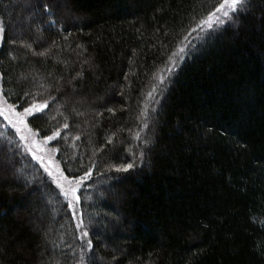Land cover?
<instances>
[{"label": "trees", "instance_id": "obj_1", "mask_svg": "<svg viewBox=\"0 0 264 264\" xmlns=\"http://www.w3.org/2000/svg\"><path fill=\"white\" fill-rule=\"evenodd\" d=\"M223 2L0 0L3 100L89 172L69 207L0 118V264H264V0Z\"/></svg>", "mask_w": 264, "mask_h": 264}, {"label": "snow or ice", "instance_id": "obj_2", "mask_svg": "<svg viewBox=\"0 0 264 264\" xmlns=\"http://www.w3.org/2000/svg\"><path fill=\"white\" fill-rule=\"evenodd\" d=\"M247 4V0H224L223 3L219 4L218 7H216L212 12L208 14V17L201 21L199 25H197V28L200 29L203 26H207L208 28L213 27V22L215 25H222L228 22L233 18V16L242 10ZM47 7V6H45ZM37 55H44V53H37ZM25 95H28L25 93ZM48 107V102L44 101L43 103H32L29 107H25L23 109V112H17L15 105H10L7 103V100L0 101V115L4 117L5 120L9 122L13 127H16L17 123H23V117L33 115L34 113H43L44 110ZM15 118V122L13 120ZM64 128H67L68 125L64 124ZM17 131H20L18 128ZM60 135L59 129L53 131L52 135L46 136L45 140H52L56 136ZM21 139H27V137L22 136ZM31 151V149H29ZM35 155V154H34ZM141 155H143L141 153ZM36 159L41 160L43 162V158L41 156H36ZM134 168V164L127 163L122 164L118 167H116V171H123L128 172L129 170ZM89 176V172H85L83 177H78L70 180L67 176H64L63 173L60 174L59 177H57V184L61 188L63 195L66 199L71 197L72 199H69V207H74V201L79 200V196H77V189L80 186V183L83 179L87 178ZM65 182L67 183V186H65ZM89 233L87 231H84L82 233V237H87ZM89 248L92 247V240L89 239L87 241Z\"/></svg>", "mask_w": 264, "mask_h": 264}, {"label": "rangeland", "instance_id": "obj_3", "mask_svg": "<svg viewBox=\"0 0 264 264\" xmlns=\"http://www.w3.org/2000/svg\"><path fill=\"white\" fill-rule=\"evenodd\" d=\"M216 27H217V25H215V23L213 22V27L212 28H216ZM207 29H209V28L206 26V27H204L203 30L206 31ZM166 71H167V69L163 72V74H165ZM0 101H3V98L1 96V92H0ZM16 111L22 113L23 109L21 110V109H17L16 108ZM27 117L28 116H24L22 118L23 119V123H17L16 127H13L11 124H9V122L7 120L4 119V117L2 115H0V118L3 119L13 129V131L16 133V135L20 139L21 145L23 147V151L41 166V168L44 170V172L47 175V177L62 192L61 188L58 186V184L56 182L57 181V177L60 176L62 171H61L59 163H58V161L56 159V150L52 146V142H53L54 139L49 141V140H45L44 138H40L37 135V133L32 131L29 128V126L27 125V122H26ZM13 120L15 122V118H13ZM18 128L20 129V131H17ZM22 136L27 137V139L26 140L25 139H21ZM29 149H31V151ZM36 156H41L43 158V162H41V160L36 159ZM69 179L72 180L74 178H69ZM83 182H84V179L82 180L80 185ZM65 186H67L66 182H65ZM69 198L72 199L71 197H69Z\"/></svg>", "mask_w": 264, "mask_h": 264}]
</instances>
